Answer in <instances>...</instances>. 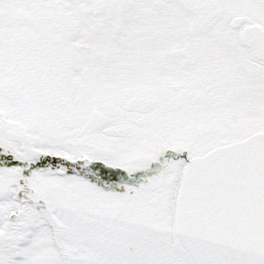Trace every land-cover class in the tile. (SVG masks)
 Returning a JSON list of instances; mask_svg holds the SVG:
<instances>
[{"label":"snow or ice","instance_id":"obj_1","mask_svg":"<svg viewBox=\"0 0 264 264\" xmlns=\"http://www.w3.org/2000/svg\"><path fill=\"white\" fill-rule=\"evenodd\" d=\"M0 264H264V0H0Z\"/></svg>","mask_w":264,"mask_h":264}]
</instances>
